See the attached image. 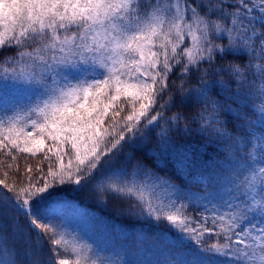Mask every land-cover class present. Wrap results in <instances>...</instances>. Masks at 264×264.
<instances>
[{
  "label": "snow or ice",
  "instance_id": "6c2138e0",
  "mask_svg": "<svg viewBox=\"0 0 264 264\" xmlns=\"http://www.w3.org/2000/svg\"><path fill=\"white\" fill-rule=\"evenodd\" d=\"M5 49L15 54L0 64V91L19 87L27 95L0 99V149L35 154L51 140L48 151L55 150L59 165L49 167L42 183L29 178L16 187L0 180V217H10L13 235L34 238L38 249L50 235L44 264H114L103 249L57 223L63 202L54 190L65 184H96L127 200L130 215L166 221L170 231L194 243L171 252L165 264H264V129L254 127L264 125V102L252 106L255 120L247 111L251 96L264 98V0H0V52ZM238 55L248 58L229 60ZM217 58L227 63L212 72ZM204 63L208 68L201 71ZM174 70L180 105H205L193 116L199 133L231 149L224 195L198 219L187 214L184 201L191 198L176 185L139 161L129 176L134 157L120 159L149 126L161 128L167 146L168 129L186 119L180 113L164 118V109L177 105L170 92L159 103ZM221 72L236 82V92L224 80L208 79ZM195 73L199 86L185 88ZM217 86L228 94L223 101L212 96ZM122 96L131 111L121 121ZM223 113H232L233 129ZM213 236L209 244L206 237ZM8 239L0 224V264H18Z\"/></svg>",
  "mask_w": 264,
  "mask_h": 264
},
{
  "label": "trees",
  "instance_id": "16d2710c",
  "mask_svg": "<svg viewBox=\"0 0 264 264\" xmlns=\"http://www.w3.org/2000/svg\"><path fill=\"white\" fill-rule=\"evenodd\" d=\"M216 42L220 43L221 41L217 40ZM14 54L8 49L0 52V64L3 63L4 57ZM247 58V56L238 55L229 57V60L242 63ZM221 63L226 64L227 62L219 61L217 58V62L211 71L215 72ZM200 67L203 71V69L208 68V64L204 63ZM2 71L3 69L0 68V73ZM199 75L200 73H195L184 87L199 86ZM178 76V70H174L170 74L169 87L163 96V100L159 101V103H163L167 100V93L170 92L176 97L177 105L170 109H164V118L168 119L175 113H180L186 117L179 122L178 126L174 125L168 129V145L166 146L160 139L161 128L149 126L143 140L132 144L130 148H126L120 159L123 160L128 156L134 157L131 165L128 166L129 176L133 170L132 165L139 161L161 179L169 180L170 183L176 185L182 196L191 198L190 201H184L189 204L187 214L198 219L200 215L204 214L205 206L211 207L210 202L218 203L221 196L224 195L227 187L226 177L231 167L225 157L231 149L223 141H217L214 138L209 139L199 133L200 122L194 120L193 116H199L205 105L196 103L194 100L180 105L181 81ZM208 79L224 80L226 84L231 85L232 92L237 91L238 85L230 79L226 72L210 75ZM6 82L8 84L13 83L12 81ZM26 95L27 93L19 87L9 88L6 93L0 91V99L22 100ZM227 95L219 86L212 93L213 98L221 101L225 100ZM128 99L122 96L117 102L124 109L120 113L119 119L121 121L131 111ZM262 102H264V98L258 93L248 100L249 108L247 111L250 119L255 120L252 106H257ZM227 103L232 104V100H227ZM135 106L139 108V102ZM232 106L233 108L236 107L235 104ZM114 110L119 109L109 110L104 127H108L112 123ZM221 119L228 121L229 129L234 128L232 113H223ZM160 123L167 128L163 120ZM185 125L188 126L187 129ZM254 127L257 130L264 129V125L259 122ZM126 135H130V133H126ZM53 146L54 142L46 139L44 149L35 154L21 152L10 148V146L0 149V180L16 187L26 185L29 178L33 181L41 180L42 183V177L47 174L50 166L54 170H58L59 161L55 155V150L48 151L49 147ZM56 147L59 146L56 145ZM69 149L70 146L65 145L64 150L67 152ZM69 158V156H64L65 164ZM115 167H123V164H117ZM29 169L31 170L29 171ZM110 171H114V169ZM48 179L51 180L50 177ZM54 191L55 198L63 202L57 209L56 214L59 217L57 223L64 224L69 232L79 234L94 247L103 249V256H108L109 260L115 264H165L171 252L178 253L184 246L195 247L192 241L170 231L166 221L158 225L154 220L130 215L127 211L129 203L127 200L101 192L96 184L83 188L74 184L58 185ZM0 224L6 228L9 237L8 243L15 251L18 264H33L37 260L40 261V264H44L52 247L50 235L48 236L49 242L43 248L38 249L34 243V238L29 241L26 238L13 235L10 217H0ZM208 226L211 227L210 221ZM206 239L209 244L216 241L215 236L206 237Z\"/></svg>",
  "mask_w": 264,
  "mask_h": 264
}]
</instances>
